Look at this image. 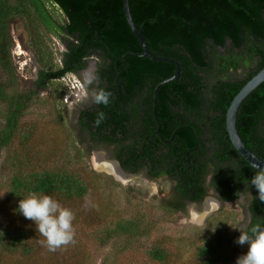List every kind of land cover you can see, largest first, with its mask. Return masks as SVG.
I'll list each match as a JSON object with an SVG mask.
<instances>
[{
    "label": "trees",
    "instance_id": "1",
    "mask_svg": "<svg viewBox=\"0 0 264 264\" xmlns=\"http://www.w3.org/2000/svg\"><path fill=\"white\" fill-rule=\"evenodd\" d=\"M129 1L149 52L179 64L177 80L165 83L176 73L173 63L143 57L122 0H0V156L15 143L22 152L12 158L0 221L1 264L7 257L38 255L42 236L17 209L30 192L48 195L71 209L73 224H102L94 212L76 208L89 197L91 186L80 177L81 167L74 165L95 147L111 149V158L127 173L145 169L151 178L173 179L175 198L164 205L168 212L186 213L187 202L201 205L207 196L204 180L211 175L210 186L219 202L248 200L250 222L244 231L264 224V202L256 199L257 190L250 185L257 170L237 153L226 129L231 102L264 68V0ZM17 23L27 30L40 62L34 89L28 91L19 89L12 60L11 27ZM53 36L65 45L58 62L47 45ZM91 59L98 61V91L111 92V103L97 105L90 99L80 110L78 143L85 150L76 149L78 162L69 152L56 167L37 168L28 150L35 129L23 123L37 91L69 74L79 76ZM53 95L62 103L59 87ZM100 111L106 119L96 126L93 121ZM237 125L243 142L264 160V82L242 102ZM108 228L100 233V246L115 240L118 252L125 253L142 248L141 240L154 224L138 214L131 219L116 216ZM222 245L220 233H211L198 248L196 264H227L228 248ZM144 252L152 263L171 261L169 250L160 244ZM236 254L234 250L231 259Z\"/></svg>",
    "mask_w": 264,
    "mask_h": 264
},
{
    "label": "rangeland",
    "instance_id": "2",
    "mask_svg": "<svg viewBox=\"0 0 264 264\" xmlns=\"http://www.w3.org/2000/svg\"><path fill=\"white\" fill-rule=\"evenodd\" d=\"M54 14L60 17V12L54 10ZM62 20V18L60 19ZM13 41L12 60L18 75V87L21 91L34 89L33 83L37 78L40 62L31 49V37L24 25L14 24L11 27ZM47 45L52 49L56 62L59 61V53L64 44L53 36ZM91 67L96 68L97 59L90 60ZM88 69L82 76H67L48 86L47 89L37 91L35 102L28 110L23 123L34 126V138L28 150H32L33 160L37 168L52 169L60 162H64L67 153L74 157L73 162H78L76 149L83 145L78 143V107L90 101V95L79 94L75 97L74 84L83 85L93 73ZM89 76V77H88ZM91 80V79H90ZM89 81V80H88ZM61 84V85H60ZM59 85V86H57ZM62 94V103L54 101L53 92L58 89ZM72 95V98H68ZM3 109V106L0 105ZM112 150L105 147H95L90 156L84 152L82 162L74 165L80 168V177H84L91 186L89 197L76 208L92 211L96 214V220L102 224L85 226L81 221L73 224V242L62 245L55 251H49L42 240H38L37 254L29 258L12 256L5 259V264H157L152 263L145 255L144 250L153 245H162L170 252L169 264H196L198 248L204 245V240L211 233H220L223 238V247L228 248L225 254L227 264H235L236 258L247 251L248 245L243 246L235 243L250 222L247 209V199L239 200L238 203H221L213 194L210 198L213 202L211 209L204 210V205L187 204L186 213L168 212L164 209L166 202L174 199V182L168 180H151L145 172L133 176L125 173H110L102 168V163L114 162L111 158ZM22 152L17 143L9 149H4L0 156V221L3 208L6 205L8 184L12 174L13 156H21ZM105 161V162H104ZM206 207V205H205ZM143 214L154 224L149 236L141 240V246L135 250L129 248L125 253L118 252V242L111 240L106 247L100 246L101 232L109 229L114 223L116 216L126 219L136 218ZM32 224H34L31 221ZM97 227V229H96ZM104 228V229H103ZM96 229V230H95ZM237 250L235 258L231 259L232 252ZM4 259V258H3ZM1 264V263H0Z\"/></svg>",
    "mask_w": 264,
    "mask_h": 264
},
{
    "label": "clouds",
    "instance_id": "3",
    "mask_svg": "<svg viewBox=\"0 0 264 264\" xmlns=\"http://www.w3.org/2000/svg\"><path fill=\"white\" fill-rule=\"evenodd\" d=\"M67 76L76 77L73 74ZM81 86L80 93L83 94V85ZM72 90L75 91V89ZM111 97V92L100 89L94 92L91 102L108 106L111 103ZM105 119L106 114L100 111L96 113L93 123L99 126ZM250 185L257 190L256 199L264 202V167H259V170L250 179ZM17 209L25 219L34 223L36 232L44 237L45 246L49 251H55L62 245L73 242L74 213L52 197L30 192L19 200ZM235 243L241 246L248 245L247 251L236 258L235 264H264V224L257 223L246 231L240 230V235Z\"/></svg>",
    "mask_w": 264,
    "mask_h": 264
},
{
    "label": "water",
    "instance_id": "4",
    "mask_svg": "<svg viewBox=\"0 0 264 264\" xmlns=\"http://www.w3.org/2000/svg\"><path fill=\"white\" fill-rule=\"evenodd\" d=\"M123 2V9L125 13V17L127 20V23L132 31V33L135 35V37L138 39L144 53L143 57L149 58L156 62H171L173 63L177 70L175 75L167 80V82H171L173 80H177L180 76V66L178 63H176L173 60L167 59V58H161L153 56L148 49L147 43L145 39L143 38L139 28L136 26V24L133 21V18L131 16L130 12V1L129 0H122ZM264 82V68L258 72L249 82H247L244 87L239 91V93L235 96L233 101L231 102L227 112H226V129L227 133L229 135V139L237 151V153L254 169L257 171L259 170V167H264V160L258 157L251 149L247 147V145L243 142L241 139L239 132H238V125H237V116L239 108L242 104V102L248 97V95L256 89L259 85H261ZM115 167H117L116 174L123 173L119 167V163L114 161Z\"/></svg>",
    "mask_w": 264,
    "mask_h": 264
},
{
    "label": "flooded vegetation",
    "instance_id": "5",
    "mask_svg": "<svg viewBox=\"0 0 264 264\" xmlns=\"http://www.w3.org/2000/svg\"><path fill=\"white\" fill-rule=\"evenodd\" d=\"M64 47H65V45H64ZM64 47H63V49H64ZM63 49H62V51H63ZM91 60H93V59H91ZM93 69L94 71H93V73L91 72V75H90V77L88 78V80L86 81V83H85V81H84V83H83V89H84V91H83V93H84V95H90V99H91V97H92V95L94 94V92H97L98 91V86H99V84L97 83V81H96V79H95V73H96V70H97V65H96V68H93V67H91V64L90 63H88V67H87V69L86 70H84V71H82L80 74H79V76H82V74H84L88 69ZM91 79V80H90ZM87 101H84L83 103H81V104H76V106L78 107V111H77V118L79 117V113H80V110L81 109H84V108H86L87 106H89V104L88 105H85V103H86ZM114 161H116V162H118L117 160H115L114 159ZM113 163V162H112ZM119 163V162H118ZM119 167H120V169H121V171L123 172V173H125V174H127L128 176H133V175H135V174H131V173H127L125 170H123L122 169V167H121V165H120V163H119ZM117 167H115V169H116ZM140 172H145L146 173V175H147V178H149V179H151V180H162V179H164V180H168V181H172V182H174V186L176 185V183H175V181H173V179H171V178H169L167 175H162V176H160L159 178H151L148 174H147V171L145 170V169H143V170H140L139 171V173ZM138 174V173H137ZM211 183H212V176L211 175H207L206 177H205V180H204V185H203V187L205 188V189H207V196L204 198V200H203V202L201 203V205L203 204L204 205V210L206 209L205 208V205H206V203L205 202H207V201H211L210 200V198L209 199H207L211 194H213L214 195V197H215V191H214V188H212L210 185H211ZM217 199V198H216ZM242 199H246L245 197H241L240 198V200H242ZM248 201V200H247ZM211 202H213V201H211ZM187 204H195V203H191V202H187ZM197 205V204H196Z\"/></svg>",
    "mask_w": 264,
    "mask_h": 264
},
{
    "label": "bare ground",
    "instance_id": "6",
    "mask_svg": "<svg viewBox=\"0 0 264 264\" xmlns=\"http://www.w3.org/2000/svg\"><path fill=\"white\" fill-rule=\"evenodd\" d=\"M105 162V161H104ZM102 168H104V169H106V170H108L110 173H113V171H116L115 170V164L114 163H112V162H110V163H102L101 165H100ZM211 207H212V205L208 202V203H206V211H207V209H211Z\"/></svg>",
    "mask_w": 264,
    "mask_h": 264
},
{
    "label": "built area",
    "instance_id": "7",
    "mask_svg": "<svg viewBox=\"0 0 264 264\" xmlns=\"http://www.w3.org/2000/svg\"><path fill=\"white\" fill-rule=\"evenodd\" d=\"M74 85L75 86H73V89H75V92L73 95H75V97H78L80 92H81L80 88H82V86H81V84H79V85L74 84ZM71 97H72V95H68V98H71Z\"/></svg>",
    "mask_w": 264,
    "mask_h": 264
}]
</instances>
